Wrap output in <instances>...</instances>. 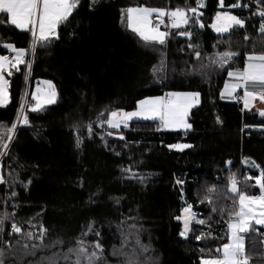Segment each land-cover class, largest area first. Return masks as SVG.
I'll return each instance as SVG.
<instances>
[{"label": "trees", "instance_id": "16d2710c", "mask_svg": "<svg viewBox=\"0 0 264 264\" xmlns=\"http://www.w3.org/2000/svg\"><path fill=\"white\" fill-rule=\"evenodd\" d=\"M224 2L221 8L219 0H203L198 10L204 27L190 21L185 26L192 33L190 39L177 34L183 27L171 28L165 45H159L133 32L126 14L122 21L121 10L190 8L197 7V0H79L69 19L58 26L59 38L38 45L35 51L30 90L36 81H51L56 101L36 111L27 107L28 123L22 117L10 142L6 129L19 121L27 70L22 66L10 76L7 73L10 101L0 108V128L5 129L8 143L7 156L0 161L6 181L0 183V214L14 215L0 231L4 264H42L53 253L58 254L59 264H72L62 256L82 233H87L83 239L89 246L100 239L109 264H121L123 258L113 257L112 249L120 247L122 232L131 233L127 248L131 252L137 230L141 242L150 245L141 261L151 257L154 264H195L221 257V248L229 243L231 212L239 204V196L229 190L230 178L236 177L241 193L258 196L260 188L247 177L254 178L264 169V116L226 102L221 95L229 71H242L248 53H264V34L257 28L262 18L252 13L245 28L217 34L211 25L218 11L244 19L241 12L227 7L236 0ZM31 40L30 32L0 15V55L13 56L5 46L9 43L30 49ZM190 43L199 46V61ZM226 50L239 55L225 68L210 65L209 57ZM162 59L164 70L154 74ZM170 92L201 93L200 106L189 115L192 128L187 132L165 131L159 121H133L117 134L98 122V118L108 119L110 111L131 112L138 101ZM172 144L191 147L177 150L169 147ZM252 161L259 168L246 165ZM137 177L145 179L141 182ZM177 179L184 183L177 184ZM188 205L197 220L184 239L181 220L175 217ZM12 223L34 235L46 227L45 246L34 256L26 255L23 246L40 241L12 232ZM89 225L99 237L88 232ZM253 227L258 231L244 234L245 252L250 264H264V228ZM201 233L204 237L197 240ZM58 238L64 245L49 247Z\"/></svg>", "mask_w": 264, "mask_h": 264}, {"label": "snow or ice", "instance_id": "6c2138e0", "mask_svg": "<svg viewBox=\"0 0 264 264\" xmlns=\"http://www.w3.org/2000/svg\"><path fill=\"white\" fill-rule=\"evenodd\" d=\"M96 0H93L95 3ZM260 5L257 9V14L262 18V22L259 26L258 31L264 34V0H257ZM79 0H0V14L7 16L8 22L20 29H26L31 26V47L30 49L16 48L13 44L9 43L5 45L11 49L15 56L9 59L8 56L0 55V105H6L9 102L8 85L9 81L5 79L4 72L7 69L8 75L12 74L11 69L19 71V66L26 64L27 67L31 68V62L26 61L25 57L31 51L35 54L38 45H44L45 43H51L52 38H59L58 26L66 22L71 16L73 10L78 6ZM203 6V0H197V7L182 8L176 7L174 9L166 8H152L148 6H135L122 9V21L127 19V26L139 37L149 44L165 45L167 39L171 35L168 30L161 31L160 25L164 24V17H168L171 28L184 30L178 31V35L188 37L192 36V33L187 30L185 26L189 25L190 21L198 24L201 28L204 27L200 16L202 13L199 12V8ZM219 6L225 7L224 0H219ZM239 0L236 4L227 5L229 8L240 7ZM244 7H249L245 4ZM189 13L192 15L189 16ZM156 15V19L159 23L153 26L152 17ZM245 20L233 15L230 11H218L215 16V22L211 25L217 33H228L233 26H239L243 28L245 26ZM168 28V25H165ZM245 39H248L245 36ZM188 47L193 49L196 59L199 61L201 57L200 51H198V45L189 44ZM239 53L226 50L214 54L209 57L210 65H218L223 67L233 59L234 56ZM246 66L244 69L229 71V77H233L235 82L231 85H225V91L228 95H231L239 88L244 89V107L247 109L249 105L255 99L259 98L264 101V53L250 52L246 55ZM165 68V61L162 59L159 65L154 66L153 73L161 72ZM50 89L52 88L51 81H46ZM39 92V89H37ZM200 92H170L166 93L162 97H151L144 100L138 101V107L135 111L126 112L123 109H117L109 112V118L106 120H99L100 126L103 127L107 124L109 127L119 129L121 125L128 126V122L133 118H159L160 126L162 128L171 129H191L192 125L188 122V116L190 110L200 102ZM223 98V93L221 94ZM56 93L51 90L46 99L42 103H37L32 110L36 111L43 107V104H52L55 102ZM33 99H39L36 94H33ZM23 103L21 104V116L23 117V123H28L27 115L23 112ZM264 116V109L260 110L259 113ZM104 113H100L103 116ZM19 119V117H18ZM219 120V117H217ZM16 125L13 124L11 127L6 129V140L11 141L15 131ZM77 129L78 125H74ZM89 134L92 133V123L86 125ZM245 127H249L245 125ZM264 127V125H262ZM109 136L113 135L112 132L108 133ZM120 139H124L120 135ZM82 141L79 136L76 139V146L80 147ZM170 148L183 150L191 147L189 144H172ZM8 148V143L5 141V135H0V156L5 155ZM250 158H246L248 162ZM229 163H231L229 161ZM254 167L259 168V165L252 161ZM125 172H131L130 168L124 169ZM143 182L144 177H137ZM247 179H254L256 184L261 190L259 196H248L246 193L239 192L238 182L235 176L230 178V192L235 193L239 196L238 209L234 208L231 212V219L228 222V229L230 232L229 243L223 245V255L221 258L216 259H202L201 264H250V257L245 252V238L242 233L247 234L254 229L253 225L264 226V169H262L258 176L247 177ZM0 183H6L2 173H0ZM30 183V181H29ZM177 184H183L184 181L177 179ZM210 192H214L215 189H210ZM13 196L16 193L12 194ZM203 202V201H202ZM209 203L211 201L209 200ZM184 215L175 217L177 220L183 221V231L180 232L182 237H186L189 231L190 224L196 219V214L192 212V206L188 205L182 209ZM215 211V209H213ZM10 215L3 213L0 214V231H3L5 221L10 218ZM198 223L204 224V220H199ZM136 228L135 225L132 226ZM12 232L18 234H24L29 240L35 239L40 241L39 244L24 245L23 249L26 255H35L38 249L43 248L44 240L48 233L46 227L41 226L38 235H34L32 232L23 233L22 226L18 223L11 224ZM258 231V230H257ZM88 232H94L96 237L100 236L98 231L89 225ZM87 233H82L80 238L74 239L73 246L68 247L67 251L63 254L62 259L64 261H72V264H109L107 257L105 256V249L100 239H95L94 242L89 246L83 237ZM123 239L119 248L113 247L111 255L113 257H122L121 264H154L151 257L147 261H141L140 256L143 253L149 251L150 245H145L141 242L139 237V230L136 231L135 236V247L131 252L127 251L129 236L131 233H121ZM204 233L196 236L197 240L204 237ZM64 240L58 238L52 242L49 247H56L58 245H64ZM8 246L11 244L8 242ZM220 251V249H217ZM57 253H53L52 256L46 257L42 264H59L57 259ZM5 251L0 248V264H4ZM75 258L72 260V258Z\"/></svg>", "mask_w": 264, "mask_h": 264}, {"label": "crops", "instance_id": "0c3cea01", "mask_svg": "<svg viewBox=\"0 0 264 264\" xmlns=\"http://www.w3.org/2000/svg\"><path fill=\"white\" fill-rule=\"evenodd\" d=\"M1 15V14H0ZM155 18H156V15L155 14H153V17H152V23H153V26H155L154 25V20H155ZM166 17H164V19H165ZM14 26V25H13ZM15 27V26H14ZM17 28V27H16ZM17 29H19V30H21V31H28V32H30L31 33V31H30V29H31V26H29L28 28H26V29H20V28H17ZM171 29V28H170ZM161 31H163V30H161ZM9 49V48H8ZM12 53H13V56L12 57H14L15 56V53L11 50V49H9ZM9 57V59H11L12 57H10V56H8ZM246 63H247V60H246ZM246 63H245V66H246ZM24 64H22V65H20L19 66V68L20 67H22ZM12 70H15V69H11V71ZM7 73H8V70L6 69L5 70V72H4V76H5V79H7ZM28 77H29V70L27 71V82H28ZM32 77V73H31V76H30V78ZM46 81L45 80H39V81H36L35 82V84H34V87H33V89H32V91L30 90L29 92H30V97L32 98V100L35 102V104H37V99H33V94H35V92H36V90L37 89H43L44 91H46V90H54L55 91V86H54V84L52 83V88L50 89V87H49V85L48 84H46L45 83ZM235 82V80H234V78L233 77H228V81H227V84H229V85H231L232 83H234ZM8 90V93H9V88L7 89ZM56 92V91H55ZM239 95H242L243 97H244V89L243 88H239V89H237L235 92H233L231 95H228V93L225 91V88H224V91H223V100L224 101H226V102H229V103H236V97L237 96H239ZM200 102H199V104H197V105H195L194 107H192L191 108V110H190V113L192 112V110H194L195 108H197L198 106H200V104H201V96H200ZM10 101V100H9ZM9 104V102L6 104V105H0V108H4V107H6L7 105ZM243 109H245V110H247V111H251V110H255V111H258L259 113H260V110L261 109H264V101H261L259 98H257V99H255L254 101H252V103L249 105V108H243ZM190 113H189V115H190ZM188 118H189V116H188ZM157 121H159V120H157ZM133 122V121H132ZM160 122V121H159ZM189 122V121H188ZM123 127H125L124 125H121V127L119 128V129H114V128H111V127H109L108 125H107V128L110 130V131H113V132H115V133H120L121 132V130H122V128ZM163 130H165V131H169V132H187V131H189L190 129H187V130H185V129H171V128H162ZM4 133H5V129H3V128H0V135H4ZM177 150H179V149H177ZM0 151H2V149H0ZM1 157L2 156H0V160H1ZM258 186V185H257ZM259 187V186H258ZM264 228V227H263ZM191 229H192V227H191ZM241 235H244V233H242ZM222 255H223V247L221 248V257H222ZM220 257V258H221ZM202 262V259L201 260H197L196 262H195V264H199V263H201Z\"/></svg>", "mask_w": 264, "mask_h": 264}, {"label": "built area", "instance_id": "2783aa9c", "mask_svg": "<svg viewBox=\"0 0 264 264\" xmlns=\"http://www.w3.org/2000/svg\"><path fill=\"white\" fill-rule=\"evenodd\" d=\"M237 2H238V0H236V3ZM239 3H240L241 6L240 7H236L234 9L236 11L241 12L243 14L244 20L248 21L249 18L251 17V15H252V13H253V15H258L257 14V9H258V7H260V5L257 3V0H239ZM245 4L249 5V7H244L243 5H245ZM261 22L259 23V25L257 27L258 29H259V26H260ZM158 23H159V21L155 18L154 25H157ZM165 25H168V28L167 29L165 28ZM159 27H160V30H163V31L168 30V31H170L171 26H170V21H169L168 17H166L164 19V24H161ZM34 56H35V54H32L31 51H30L29 54L25 57L26 61H30L31 62V68L30 69L27 67L26 64L23 65L24 68H25V70H27V71L29 70V77H28V82H27V89H26L24 98L22 100V103L24 105V107H23V112L24 113H25L27 107H29V106H35L36 105L35 102L32 100V98L30 97V92H29L30 91V83H31L30 76H31L32 69H33ZM236 104L238 106L244 108V99H243V96L242 95H239V96L236 97ZM21 120H22V116H21V110H20V118H19V121H18V123H17V125L15 127V131H14L15 133L19 129ZM7 150H8V148H7ZM7 150H6L5 155H3L1 157V160L4 157L7 156Z\"/></svg>", "mask_w": 264, "mask_h": 264}, {"label": "rangeland", "instance_id": "374dc122", "mask_svg": "<svg viewBox=\"0 0 264 264\" xmlns=\"http://www.w3.org/2000/svg\"><path fill=\"white\" fill-rule=\"evenodd\" d=\"M234 15V14H233ZM237 16V15H236ZM241 18V17H240ZM245 26H246V24H245ZM245 26L243 27V28H245ZM236 28H241V27H239V26H233L230 30H229V32L228 33H217L215 30V32L217 33V34H220V35H228V34H230L231 32H232V30L233 29H236ZM230 62L231 61H229V63L228 64H226V65H224L222 68H225V67H227L229 64H230ZM51 90H46V91H44L43 89H40L39 88V92H37V90H36V92H35V94L39 97V99H37V103H42L45 99H46V97H47V94L50 92ZM56 93V92H55ZM56 97H57V95H56ZM160 97H162V96H160ZM55 101H56V98H55ZM55 103V102H54ZM53 104V103H52ZM48 105H51V104H46V103H44L43 104V107H45V106H48ZM42 107V108H43ZM41 109V108H40ZM135 111V110H134ZM157 120H159V118L157 117V118H155V119H152V118H148V119H145V118H142V117H140V118H133L132 120H130L128 123H131L132 121H157ZM160 121V120H159ZM247 166H249L250 168L252 167L253 169H256L257 167H254L253 166V164H252V162L251 163H247L246 164ZM238 189H239V187H238ZM239 192H240V189H239ZM261 194V193H260ZM248 196H250V195H248ZM259 196V195H258ZM192 212H194L193 210H192ZM195 213V212H194ZM182 215H184V213H183V211H182V214H181V216ZM196 220H197V216H196V219L190 224V226H189V231H188V234H187V236L186 237H182V238H184V239H187L188 237H189V235H190V233H191V227H192V225L196 222ZM181 223H182V230L181 231H183V221L181 220ZM257 226H259V225H257ZM259 227H264V226H259ZM229 238H230V232H229ZM199 264H201V263H199Z\"/></svg>", "mask_w": 264, "mask_h": 264}]
</instances>
